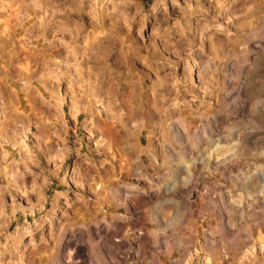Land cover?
I'll return each mask as SVG.
<instances>
[{
  "label": "rangeland",
  "instance_id": "374dc122",
  "mask_svg": "<svg viewBox=\"0 0 264 264\" xmlns=\"http://www.w3.org/2000/svg\"><path fill=\"white\" fill-rule=\"evenodd\" d=\"M18 128L0 264H264V0H0V138Z\"/></svg>",
  "mask_w": 264,
  "mask_h": 264
},
{
  "label": "bare ground",
  "instance_id": "6f19581e",
  "mask_svg": "<svg viewBox=\"0 0 264 264\" xmlns=\"http://www.w3.org/2000/svg\"><path fill=\"white\" fill-rule=\"evenodd\" d=\"M47 1H49V0H47ZM80 3L81 2H79V3H76V4H78V5H80ZM78 8V7H77ZM77 8H75V9H73V11L74 12H76L78 9ZM27 13H26V17H28V16H32L31 15V11H26ZM34 16V15H33ZM32 18H34V17H32ZM41 20V19H40ZM132 40V39H131ZM119 44H120V48H121V52H123V55H124V58H128L129 57V55H128V53H129V51L132 49H134L133 48V45H131L132 44V41H130L128 38L126 39V38H120L119 39ZM135 50V49H134ZM108 69H110V68H108ZM107 69V70H108ZM77 70V69H76ZM74 72V71H73ZM117 71H115V73H116ZM75 73V72H74ZM77 74H79V73H77ZM120 74V73H119ZM133 74V69L131 70V69H129V74H127V76L128 75H132ZM76 75V74H75ZM73 76H74V74H73ZM78 77V76H77ZM120 77H121V75H120ZM119 77V78H120ZM122 78V77H121ZM69 79H71V78H69ZM72 79H74V78H72ZM71 79V80H72ZM74 80H76V79H74ZM114 80V79H113ZM67 81V80H66ZM80 81V80H79ZM72 82V81H71ZM70 82V83H71ZM82 82V81H81ZM126 81H124V83H125ZM122 83V82H121ZM128 83V82H127ZM72 84V83H71ZM77 84V83H76ZM118 83L116 82V84L115 85H117ZM70 85V84H69ZM81 86H84V84L82 83V84H80ZM96 85V84H95ZM94 85V86H95ZM98 85V84H97ZM94 86H93V88L92 89H96V88H94ZM98 87H99V85H98ZM144 87V83L143 82H140L139 83V88L140 89H142ZM119 88V87H118ZM92 89L91 88H88L87 89V87L85 88H82V94H83V97H87V96H92V95H95L94 94V92L92 91ZM116 90H117V88H115ZM120 89V88H119ZM118 89V90H119ZM98 90V89H97ZM96 91V90H95ZM99 91H101V90H99ZM131 91V90H130ZM60 92V91H59ZM99 93V92H98ZM108 93V92H107ZM118 93V92H117ZM181 92H180V90H176L175 91V94H180ZM120 94V93H119ZM163 94V93H162ZM58 95H60L59 93H58ZM184 95V94H183ZM143 92H140L139 90H137L136 91V93H135V97L136 98H138L139 99V97L140 98H143ZM181 96V95H180ZM81 98V97H80ZM118 98V97H117ZM128 98H129V96H128ZM79 99V98H78ZM115 99V98H114ZM59 100L61 101V99L58 97V99H57V101L59 102ZM129 100V99H128ZM133 101V100H132ZM57 102V103H58ZM116 103V102H115ZM114 104V103H113ZM80 105V104H79ZM4 107H5V105H4ZM4 107H3V109H4ZM7 108V107H6ZM113 109H114V107L112 106H105V112H106V116H113L114 115V113H113ZM83 111L89 118H90V120H92V116L94 115V114H98V111L96 110V108H95V106L93 105V104H91V105H89V106H87V107H84L83 109H80V107L79 108H74L73 109V113H78L79 111ZM103 110V109H102ZM137 111H139L140 113H145V111L144 112H142V109H138ZM99 112H100V110H99ZM104 113V112H103ZM118 113V112H117ZM130 114V113H129ZM115 116V115H114ZM16 119H18V118H16ZM23 120V119H22ZM109 120V119H108ZM114 120V119H113ZM18 121H19V119H18ZM109 122V121H108ZM6 124V123H5ZM14 124H17V122L15 123V120H14ZM23 124H25L24 123V121H23ZM8 125H2V129H1V131L3 132V131H10V133H12V130H8V127H7ZM16 126V125H15ZM15 126H13L14 128H15ZM20 126H22V125H20ZM123 126V125H122ZM11 128V127H10ZM16 129V128H15ZM14 129V130H15ZM19 129V128H18ZM17 129V130H18ZM136 129H137V127H136V124L135 123H132L131 124V126L129 127V129L127 130V133L123 136V141H124V143H125V145H124V148H126L127 149V152H128V150L129 151H133V148L136 146V142H135V140H134V133L136 132ZM100 130V129H99ZM5 132V133H6ZM14 133H15V131H13ZM4 133V132H3ZM7 134V133H6ZM13 134V133H12ZM16 137L13 139V141H11L10 139H8V138H5V136H3V138H0V147L1 148H4V146H5V144L6 143H10L12 146H16V145H21V144H23L24 142H25V140H26V138H25V140H24V133H23V131L22 130H20L19 129V132L17 133L16 132ZM101 134V133H100ZM14 135V134H13ZM11 136V135H10ZM102 136V135H101ZM12 138H13V136H11ZM11 142H10V141ZM25 144V143H24ZM96 146V148H97V144H95ZM124 148H123V150H124ZM48 150V149H47ZM106 154H107V152H106ZM133 164H137L139 167H141V164L139 163V162H136V161H134V160H132V161H130L127 165L128 166H132ZM98 173V172H97ZM103 175L105 176V171L103 170ZM146 179V181L148 182V184L151 186L152 185V183H151V181H149V180H147V178H145ZM96 181V180H95ZM173 188V185H171V186H169L167 189L169 190V189H172ZM104 189V188H103ZM142 194V193H141ZM153 195V194H152ZM145 196V195H144ZM143 196V197H144ZM143 197H141V200H142V198ZM144 202V201H143ZM126 242V241H125ZM69 242H67V244H66V246L64 247V250H66L67 248H70L69 246V244H68ZM72 244V243H71ZM125 244H127V245H125ZM142 244V243H141ZM62 245V244H61ZM124 245L125 246H130V242H126V243H124ZM62 246H64V245H62ZM73 246V245H72ZM75 246V245H74ZM141 246V245H140ZM63 250V251H64ZM60 251V250H59ZM60 254H62V253H60ZM63 254H65V253H63ZM126 259V258H125ZM67 264H69L68 262H67ZM73 264H79L78 262H74Z\"/></svg>",
  "mask_w": 264,
  "mask_h": 264
}]
</instances>
